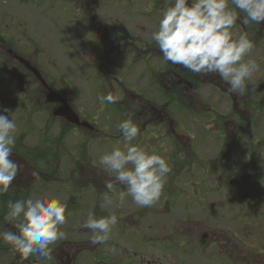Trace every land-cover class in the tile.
Instances as JSON below:
<instances>
[{
  "label": "rangeland",
  "instance_id": "rangeland-1",
  "mask_svg": "<svg viewBox=\"0 0 264 264\" xmlns=\"http://www.w3.org/2000/svg\"><path fill=\"white\" fill-rule=\"evenodd\" d=\"M50 4H53L52 0H0V35L7 36L5 40L0 38V109H8L11 112L9 113L10 118L14 119L17 124L14 148L18 147L22 150V147H25L23 149L30 151L40 150L46 157L53 159L51 164L53 169H56L54 174H46L49 176L44 178L47 182L54 180L51 188L43 183L35 187L31 194L25 193L24 198L29 195L34 198H57L66 204V221L60 226L64 235L49 246L50 250L51 247H59L73 240L90 239L93 233L83 227L87 216L92 213L101 217L106 213L107 215L116 214L118 223L113 227L109 240L100 244L101 253L99 254L102 257L114 251L120 256L122 252L121 249L115 248L117 245L132 250L141 249L140 246H144L141 245L142 242L150 243L156 240V233L160 239V244L156 245V249L142 247L144 251H149H146L147 258L152 255H161L165 264H211L208 258L196 253V246H193V250L190 251L189 244L190 240L200 234L213 235V225L216 229V224H233L238 229L242 227L234 216H223L222 214L226 212L224 210L212 209L219 215L200 214L194 210L195 207L192 205L186 207L184 204L171 203L170 207L166 206L165 214L147 216L142 224L143 237L141 238L140 234L141 239L137 240L136 236L126 234L129 232L127 229L138 226L132 214L136 210L129 205V196H125L123 200L119 199V193L125 191V188L118 182L112 183L116 185L115 193L111 191L103 193V189H107L106 183L112 178L100 165V157L110 152L115 146L123 147L125 143L118 124L128 117L127 108L129 107L126 103L133 100L129 95L131 90H138L149 99L158 101L160 105L165 104L168 97H162L163 93L160 88L154 87L155 83L144 70L146 65L141 59L135 62L127 55H119V50L112 52L113 44H107L105 47L101 41L103 38H95L96 41H92L89 35L91 29L84 22L81 21L83 24L78 22L76 11L51 10L48 6ZM99 15L101 21L94 24L96 27H100L101 22L106 24L118 18L124 22V26L115 24L114 29L120 30L119 32L123 35L126 33L127 36L131 31L133 34H142L145 39H151L152 32L158 28L159 18L157 16L146 20L145 17H136V14L127 15L124 11L117 12L115 8L105 9ZM100 33L97 31L95 37H98ZM256 35L254 39L258 40V44L257 42L253 44L250 56L255 59L258 68L245 82L243 95L232 92V95L228 97L225 90L229 86L226 83L217 87L209 81L202 80L198 88V98L212 102L220 112L217 115H222L224 119L231 117L226 125V130L232 134L228 136L230 139L227 146L229 144L230 146L225 147L223 155L216 154L221 151V144L226 141L222 135L224 129L220 131L221 128L218 126L221 118L216 117V123L213 117L197 115L206 110L196 100L197 94L185 110L180 108L182 100L172 101V105L169 104L171 106H168V113L172 119V125L170 124L169 129L167 128L168 134L166 130H163L157 117L149 116L151 123L147 127L148 135H143L144 139L139 146L167 159L171 169L168 174L171 175L172 172V177L178 184L175 190L185 191V195L190 196L191 200L204 197L211 189L216 188H222V191L214 194L213 197L227 195L226 197L230 200L233 196L234 198L241 196V193L245 191L246 193L242 194L241 198L248 196L254 202V205L250 206V212L253 214L255 211L263 212L258 218L251 215L249 228L255 234H262L264 233V106L256 109V105L264 102V41L258 37L262 35L260 32L257 31ZM21 43L25 45V57L30 58L39 69L37 72L40 77L33 71L36 76L45 80L40 75L43 74L51 84V88L57 89L68 99L82 120L97 123L95 124L97 131L86 129L87 127L74 129L75 125L72 122L60 116L56 117L57 106H50L45 97L47 88H32L33 82H37L35 74L23 71L25 69L19 65L20 62L6 53L12 47L19 51ZM2 54L7 56L6 59L1 58ZM151 65L156 68L167 66L160 59L152 60ZM105 66H108V71ZM115 77L123 80L119 83ZM204 78L206 80V77ZM154 81L159 82V76L156 75ZM214 87L221 89L219 91ZM109 92L116 98V102L107 107L100 97ZM123 92H125L124 96H122ZM234 97L237 100L235 105L231 102ZM176 98L179 97L174 99ZM251 104L252 106L246 107ZM121 107L126 108L121 109ZM215 113H217L216 110L212 108L211 116L216 115ZM145 116L146 114L140 115V122L137 124L134 115V122L140 132L144 130V124L149 121V118ZM140 124L143 125L140 127ZM64 126H71L72 130H69L65 138L59 140ZM172 127L182 134L171 135ZM207 132L212 133L209 135ZM220 136H222L221 139ZM137 138L132 143L138 142ZM197 151L201 153H198L200 158L198 163H201L200 172L197 171L199 168L183 171L186 169L184 165L195 161ZM211 154L214 158L221 160L225 154L228 157L231 156L224 161L229 165L237 163L240 166L243 162L242 164L247 166L248 162L252 164V162L261 161L259 162L261 163L260 171L262 170L261 179L254 178L258 177V171L253 172V168L250 167L251 170L248 172L252 176L250 178L257 181L253 182L250 179L249 183L246 182L248 186L243 189L231 186L223 188L220 185L225 182L224 176L231 172L225 170L220 175L222 178L219 179V185H216V182H211L214 179L213 176L205 170L210 167L208 158ZM82 164H85L83 171H81ZM242 174L239 173L236 176L241 179ZM69 176H71L70 179H68ZM82 176L83 179H81ZM167 177L165 184L169 181ZM75 179L81 180L74 181ZM14 180H17V183L23 181L19 175ZM90 181L95 182L93 186H89ZM20 185L27 187L28 184ZM172 188L171 185L170 192ZM16 199L13 198V200ZM106 201H111V203L108 204ZM3 210L4 208L0 207V231L11 227L3 220V213L6 211L2 212ZM217 231L220 229L215 230ZM220 232L225 237L229 233L226 229H221ZM179 242L183 246H179ZM67 250L71 249L67 248ZM250 253L252 255L261 254L260 249L252 248H250ZM34 258L40 259L33 255L28 260H22L12 245L0 241V264H34L32 261ZM84 259L90 260L87 255ZM82 264L91 263L84 261Z\"/></svg>",
  "mask_w": 264,
  "mask_h": 264
},
{
  "label": "flooded vegetation",
  "instance_id": "flooded-vegetation-1",
  "mask_svg": "<svg viewBox=\"0 0 264 264\" xmlns=\"http://www.w3.org/2000/svg\"><path fill=\"white\" fill-rule=\"evenodd\" d=\"M53 4L48 5L51 10L57 9V10H66L69 11H76V15L78 16L79 20L78 22L82 21L85 23V25H88L91 29L90 32V38L95 40V38H103L101 41L105 44V47L107 44L112 43L113 49L112 52H116L117 50L119 55H127L130 59L134 60L135 62L138 59H141L142 62L146 65L144 70L146 71L147 75H149L150 79L153 80L155 83V88H160L162 91V97H168L166 100V103L163 105H160L158 101H154V99H149L144 94L140 93L138 90L135 91L131 90L129 93L130 97L133 100H129L127 111H134L135 118L137 119V124L140 122V115L146 114L145 117H148L147 121L144 125V130H142L138 135V142H134V144H140L142 143V140L144 139L143 135H148L147 127L151 123L150 117H157L158 120H160V125L163 127V130H166V134H168L169 125H172V119L169 116L168 113V106L170 107L172 105V101L180 102V108H188L190 103L193 102L195 99V96L197 94L196 100H198L202 108L206 109L204 112L197 113V115L200 114V116H209L210 118L213 117V121L217 123V118L220 117V122L218 123V126L221 128L220 131H223L224 134H222L226 141L225 143H222V149L221 151L216 154L223 155V150L225 147H229L230 144L227 146V142L230 138V135H232L230 132L226 130V125L230 122L229 119L231 117H224L220 114L218 110L215 108L214 104L212 102H206L202 100L200 97L198 98V88L200 87L201 83L200 81H209V83L216 85L217 87H220V84H223L224 82L216 75H209L206 77V80L204 77H201L197 75L194 72H191L181 65L172 64L168 61H165L159 48L157 47L156 43L151 39L144 38L142 34L129 32L130 35L127 36L121 34L117 29H114L115 24H119L120 26L123 25V21L115 18L111 22H107L106 24L101 22L100 27H96L94 24L98 21H101L100 19V12H104L105 9L109 10L112 8H115V11H124L127 15L136 14V17L143 18L145 17L146 20L150 19L151 17H158L159 20L162 18V9L164 7L162 0H52ZM39 5H41V2L39 1ZM128 12H133L128 13ZM120 13V12H119ZM159 20L157 21V25L159 24ZM81 22V23H82ZM83 24V23H82ZM124 26V25H123ZM97 31H100L98 37H95L97 34ZM232 31L238 36L239 34H247L249 39L251 41H254L253 44L255 45L256 42L258 44V40L255 41V37L257 36V31L260 32L262 35H259L258 37L264 41V23L256 24V23H250L248 25H244L239 19L236 21ZM104 35V36H103ZM7 36L0 35V38L5 40ZM96 41V40H95ZM20 42V41H19ZM125 51V52H124ZM10 57L14 56V59L17 62H20L19 65L23 66L25 70L23 71H29V73L35 74L33 72L34 70H38V67L32 63L30 58L25 57V45L21 43V46L19 47V51H17L15 48H9L6 52ZM6 55L2 54L1 58L6 59ZM154 59H160L165 62V65L162 67H153L151 65L152 60ZM1 62V61H0ZM105 65L107 63L105 62ZM32 68V70H31ZM106 71H108V66H105ZM129 71V70H127ZM107 75V73H105ZM25 75V73H24ZM41 77H43L45 80V83L49 85L51 84L47 81V79L44 77L43 74H40ZM159 76V82L154 81L155 76ZM36 76V74H35ZM152 76V77H151ZM37 82H33V87H44L46 88V85L43 84L42 79H40L38 76H36ZM115 80L117 82H121L123 79L115 77ZM118 83V84H119ZM113 87V86H112ZM120 87V86H119ZM114 88V87H113ZM215 88V87H214ZM216 90L221 88H215ZM47 90V89H46ZM225 90V89H224ZM48 91V90H47ZM60 96L64 97L57 89H55ZM230 97L232 95V92L229 88L225 90ZM128 95V92H126ZM45 97L47 96V93H45ZM125 95V92H123V95ZM175 97H179L178 99H174ZM238 97V95H237ZM66 98V97H64ZM198 98V99H197ZM67 99V98H66ZM121 101V100H119ZM189 101V102H188ZM69 105L71 106L70 102L67 100ZM231 102L233 105L237 103V100L234 98L231 99ZM49 103V102H47ZM106 103L107 107L110 105H113V103ZM140 104V105H139ZM171 104V105H169ZM263 104V105H262ZM262 104H257L256 109H261L258 107H263L264 102ZM59 102L50 103V106H57V109L59 107ZM251 105H247L246 107H250ZM72 107V106H71ZM73 108V107H72ZM126 107H121V109H125ZM212 108L216 110V115L210 114L212 112ZM74 109V108H73ZM255 109V108H253ZM75 110V109H74ZM57 111V110H56ZM77 112V111H76ZM252 112V110H251ZM78 113V112H77ZM79 114V113H78ZM56 117H58L57 114H55ZM139 115V117H138ZM150 116V117H149ZM80 117V116H79ZM217 117V118H216ZM251 117V116H250ZM81 118V117H80ZM243 121V118H240ZM82 120V119H81ZM85 122H88L87 125L81 126V127H87L86 129H90L92 131H97V127L95 126L94 122L83 120ZM143 124H140L141 127ZM153 126V124H152ZM81 127H75L74 129H78ZM154 127V126H153ZM82 129V128H81ZM171 135L177 136L179 134H182L180 131L174 130L172 127ZM209 135H211L212 132H207ZM146 137V136H145ZM222 136H220V139ZM25 147H22V150H20L18 147L13 149V154L11 156V159L17 162L19 165L17 175H19V178L21 177L23 179L22 182H18L17 180H14L12 184L9 186L8 190L6 192L0 193V201L3 199H8L9 194L12 192L15 193L18 191L20 194L18 197L15 195L13 197L19 199L24 198L25 193L31 194L33 189L35 187L40 186L41 184H45L46 187H50L54 184V180H50L49 182L45 181V176H49L46 174H54L52 173L53 166L51 164L53 159H50L49 157H46L45 154L40 152V150H34L30 151L28 149H23ZM152 150V149H151ZM201 154L199 151L195 153V161L198 163L200 158L198 157L199 154ZM237 153V152H236ZM17 155V156H16ZM54 154L52 155V157ZM231 157V156H229ZM228 155L225 154L224 158L217 159L213 157V154H211L210 158H208V162L210 164L209 168H206V172L213 176L214 179L211 180V182H216V185H219L220 180L222 178L221 173L225 170L231 171L230 174H227L224 176L225 182L220 185L223 186V188H226L228 186L235 187V188H244L248 186L247 183L250 182V176L248 172H250V167L253 168V172L258 171V177H254L256 179H261V171L259 168V164L252 162V164L248 162L247 166L245 164H240V166L237 165V163H234L232 165L225 164L224 161H226L228 158ZM167 160V159H166ZM93 161V160H92ZM250 161V160H249ZM218 162V163H215ZM188 164L185 165L186 169L183 171H189L191 168L197 169L201 166V163L199 164ZM85 164H82L81 171H83V166ZM93 166V165H92ZM201 168V167H200ZM200 168L197 170L200 172ZM33 172L38 173V175H33ZM245 172V173H244ZM232 173V174H231ZM243 173L241 176V179L236 176V174ZM50 178V177H48ZM71 176L68 177L70 179ZM84 177L82 176L81 179ZM168 182L165 184L161 193V196L157 202H155L150 207H140L136 205L131 197L129 196V205L131 207H134L136 211L132 212L134 215V221L138 223V226L135 228L127 229L129 232L126 234L131 236H136L135 239L139 240L140 234L143 232V221L147 219V216L150 214L151 217L154 215L159 216L162 214H165V208L166 206L170 207V204H184L186 207H192L194 206V210L199 212L200 214H214L219 215L217 211H212V209H219L224 210L222 215L223 216H234L236 220L241 223V226L239 229L235 227L233 224H216L217 228L215 229V225H213V235L209 234H200L196 237H194L192 240H190V248L192 251L193 246H196V253H198L201 257L208 258V262L211 264H264V233L262 234H255L253 231L249 228V219L251 218V215L253 213L250 212V206L251 204L254 205V202L252 199L248 198V196H242V194H245L246 192L243 191L241 193V196H235L236 198H233L230 200L227 198V195L222 196H214V194H218L220 191H222V188H216L211 189L209 193H207L204 197H199V199H190V196L185 195V191H177L176 186H178L175 179L171 175L168 174ZM80 179V180H81ZM238 179L240 181H238ZM78 179H75L76 181ZM236 180V181H235ZM251 181L255 182L257 180L251 179ZM112 183H116V181L112 178L110 181ZM28 184L26 186H22L20 184ZM95 182L90 181L89 186H93ZM241 183V185H240ZM172 185V191L170 192V187ZM182 186V185H181ZM26 187V188H25ZM112 190H110L108 187L105 190L103 189V193L106 191H111V193H115V187L116 185H112ZM212 187V185H211ZM215 188V186L213 187ZM121 189V188H120ZM174 189V190H173ZM126 191V189H125ZM108 192V194H111ZM226 193V190H225ZM116 195V194H113ZM239 199H238V198ZM73 199H76L75 196H72ZM227 198V199H226ZM241 198V199H240ZM187 199H190L187 201ZM219 199V200H218ZM252 201L251 203L249 201ZM4 201V200H3ZM131 203V204H130ZM264 204V202H263ZM172 206V205H171ZM100 214H104L103 212H100ZM263 214V212L255 211L253 214L254 218L261 217L260 215ZM104 216H107L105 213ZM256 216V217H255ZM264 216V215H263ZM141 220H140V219ZM191 219V218H190ZM200 220V219H199ZM222 225V227H221ZM209 229V228H208ZM223 229L227 230L229 233H227V236L225 237L224 234H222L220 231L215 232V230ZM147 234V233H146ZM170 234V233H169ZM172 235V234H171ZM124 237V235H122ZM155 236H157L156 240L150 243H144L142 242L140 246L141 249H128V248H122V246L117 245L115 247L116 249H121L122 254L119 256L118 253H111L110 255L104 254L102 257L99 252L101 253L100 244H92L91 238L90 239H83L79 241H72V242H66L63 243L59 247H51V260L45 261L42 259L34 258L32 261L34 264H82L84 261L91 264H165L164 260L161 259V255H152L149 258L148 253L149 251H144L142 247H152V250L156 249V245L160 244L159 235L155 233ZM211 236V237H210ZM141 234V238H142ZM140 238V239H141ZM196 241H195V240ZM194 242V243H192ZM181 242H179L180 244ZM64 246L65 248H63ZM179 246H183V244H180ZM207 247V248H206ZM67 248H70L71 250H67ZM250 248L252 249H260L261 254L252 255L250 253ZM149 250V249H148ZM151 253L157 254L153 251ZM88 256L90 260H85V256Z\"/></svg>",
  "mask_w": 264,
  "mask_h": 264
},
{
  "label": "clouds",
  "instance_id": "clouds-1",
  "mask_svg": "<svg viewBox=\"0 0 264 264\" xmlns=\"http://www.w3.org/2000/svg\"><path fill=\"white\" fill-rule=\"evenodd\" d=\"M162 2V18L151 38L164 60L181 65L201 77L216 75L231 92L243 95L245 82L252 77L258 65L250 56L253 42L247 34L237 36L232 29L238 19L244 25L264 23V0ZM100 99L107 103L116 102L110 92ZM9 113L8 109H0V193L8 190L19 168L11 159L17 124ZM134 115V111H130L127 119L118 124L125 142L123 147H113L100 157L99 163L126 189L119 193V199L130 196L136 205L150 207L159 200L171 169L165 157L132 143L140 132ZM33 175L38 173L33 172ZM106 186L111 189V182ZM65 212L66 204L57 198L29 195L8 200L3 220L11 227L0 231V241L12 245L22 260L36 255L50 261L49 246L64 235L60 226L66 221ZM117 223L116 214L97 217L90 213L83 227L93 233L91 243L95 245L108 241Z\"/></svg>",
  "mask_w": 264,
  "mask_h": 264
},
{
  "label": "water",
  "instance_id": "water-1",
  "mask_svg": "<svg viewBox=\"0 0 264 264\" xmlns=\"http://www.w3.org/2000/svg\"><path fill=\"white\" fill-rule=\"evenodd\" d=\"M31 70H32V68H31ZM33 71L39 76V74L36 70L33 69ZM42 81H43V84L46 85V88L48 90L47 97H46L47 101L59 102L61 104L59 106L57 112H56L57 115L66 118L69 122H72L73 124H76V125L85 126L88 124V122H83L80 120L78 114L73 110V108L67 102V99L60 96L49 85H47L44 80H42Z\"/></svg>",
  "mask_w": 264,
  "mask_h": 264
},
{
  "label": "trees",
  "instance_id": "trees-1",
  "mask_svg": "<svg viewBox=\"0 0 264 264\" xmlns=\"http://www.w3.org/2000/svg\"><path fill=\"white\" fill-rule=\"evenodd\" d=\"M69 130H70V131L72 130V127H71V126H64V129L62 130L63 133L60 134V136H59V140L65 138V136L70 132ZM259 162H261V161H258L257 164H259L258 166H259V168H260L261 163H259ZM55 170H56V169H53L52 173L56 172ZM66 178H67V177H66ZM78 180H80V179H78ZM78 180H77V181H78ZM14 195H15L16 197H18L20 194L18 193V191H16L15 193L12 192L11 194H9L8 199H6V200L3 199L4 201H3V200L0 201V207H1V208H4V210H3L2 212H4V211L6 210L7 201H8V200H13V198H14L13 196H14Z\"/></svg>",
  "mask_w": 264,
  "mask_h": 264
},
{
  "label": "crops",
  "instance_id": "crops-1",
  "mask_svg": "<svg viewBox=\"0 0 264 264\" xmlns=\"http://www.w3.org/2000/svg\"><path fill=\"white\" fill-rule=\"evenodd\" d=\"M189 153V152H188ZM190 154V153H189ZM188 155V154H187ZM197 162L196 161H193L192 163H191V165H194V164H196ZM186 165H188V164H186ZM185 166V165H184Z\"/></svg>",
  "mask_w": 264,
  "mask_h": 264
}]
</instances>
